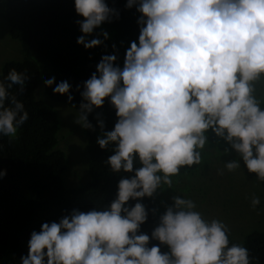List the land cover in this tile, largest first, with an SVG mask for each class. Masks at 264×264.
Masks as SVG:
<instances>
[{
  "label": "clouds",
  "instance_id": "1",
  "mask_svg": "<svg viewBox=\"0 0 264 264\" xmlns=\"http://www.w3.org/2000/svg\"><path fill=\"white\" fill-rule=\"evenodd\" d=\"M125 7L140 13L138 43L131 42L122 68L117 55L102 56L83 83L75 122L94 130L89 114L110 99L117 122L104 131L96 117L97 144L114 145L107 160L113 172L133 173L137 158L141 167L119 181L110 208L73 209L33 231L20 264H253L246 247L230 245L228 226L206 220L190 198L174 196L151 234L168 252L148 247L149 235L138 234L147 220L144 206L125 205L152 197L162 185L171 188L182 167L200 165L209 130L264 181V108L256 95L264 79V0H126ZM75 11L83 17L76 22L77 44L85 49L103 43L88 39L95 29L119 18L105 0H75ZM100 35L109 38L107 31ZM29 79L13 68L0 80V135L10 141L29 119L10 89L17 85L22 94ZM46 85L71 104L68 82ZM225 167L231 172L241 165L232 160ZM5 175L0 171V179ZM251 204L256 208L260 198L254 195Z\"/></svg>",
  "mask_w": 264,
  "mask_h": 264
},
{
  "label": "trees",
  "instance_id": "2",
  "mask_svg": "<svg viewBox=\"0 0 264 264\" xmlns=\"http://www.w3.org/2000/svg\"><path fill=\"white\" fill-rule=\"evenodd\" d=\"M105 2L119 12V18L114 17L110 23L105 22L95 29L88 39L98 37L103 43L96 48L85 49L77 44V38L82 32L76 22L83 17L75 11V0H0V18L8 23L10 37L21 43L24 55L23 60L10 61L4 65L0 80H4L13 68L26 73L30 78L22 94L17 85L10 89L11 95L24 104L29 115L28 121L11 141L0 135V171L6 170V175L0 179V264H20L21 256L28 253L31 233L39 232L43 223L59 222L73 209L88 212L110 208L117 198L119 181L130 179L135 169L141 167L138 158L134 162L133 173H115L107 164L114 145L101 149L97 144L101 129L96 117L99 115L104 121V131H111L117 116L110 99H106L102 108H94L88 116L94 130L84 129L88 138L89 173L92 180L81 188H67L62 176L68 168V160L65 152L58 149L60 118L54 109L35 97L42 71H46L43 85L47 96L54 102L78 108L82 102L80 92L83 91V83L96 72L102 56L117 55L116 63L123 67L126 50L131 42L138 43L137 20L140 13L135 7L127 9L126 0ZM102 31L108 32V39L100 35ZM49 79L66 81L71 85V104L67 95L54 93L55 85H46ZM77 86L80 87L79 91ZM261 99V107L264 108V92ZM211 133L209 130L206 135ZM214 137L220 146H230L224 140ZM206 145L208 150L214 147L212 142ZM201 154L200 169L201 164L184 166L178 176L172 177L171 188L162 185L152 197L130 199L125 205L128 208L134 207L136 203L144 206L147 220L140 226L138 234L149 235L148 247L156 245L162 252L169 251L166 245L151 239V234L166 211L162 206L165 196H177L173 193L180 179L206 170L212 154L204 153V149ZM215 157L216 154L213 155ZM179 196L183 197V194ZM260 207L264 216V197ZM244 236L235 239L229 235L230 245H243L248 249L253 264H264V228L255 229Z\"/></svg>",
  "mask_w": 264,
  "mask_h": 264
},
{
  "label": "rangeland",
  "instance_id": "3",
  "mask_svg": "<svg viewBox=\"0 0 264 264\" xmlns=\"http://www.w3.org/2000/svg\"><path fill=\"white\" fill-rule=\"evenodd\" d=\"M23 59L21 43L10 37L8 23L0 18V73L6 63ZM45 76L46 71H42L35 97L54 109L61 121L58 149L65 152L68 160V168L62 176L63 184L67 188H81L90 183L92 178L89 173L88 138L84 128L75 122L79 107L71 108L51 100L45 93ZM256 89L257 98L262 101L263 79L256 84ZM206 136L208 142L214 144L211 150L207 149V145L204 148V153L212 154L206 170L180 179L173 194H183L184 198L192 199L197 205L196 210L201 212L206 220L222 221L228 226L229 235L241 239L255 229L264 228L263 209L260 204L256 208L251 204L254 195L258 196L260 201L264 197V181H259L255 173L248 172L242 158L230 146L224 148L216 143L214 133ZM225 149L228 150L227 154H224ZM214 154L217 157L213 158ZM232 160L239 161L241 167L230 172L225 163ZM201 166L202 164L199 169ZM187 189L188 192L185 193ZM173 196H165L162 202L165 209L172 206Z\"/></svg>",
  "mask_w": 264,
  "mask_h": 264
}]
</instances>
